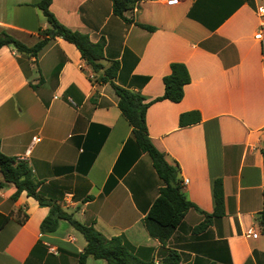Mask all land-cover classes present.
Returning a JSON list of instances; mask_svg holds the SVG:
<instances>
[{
	"label": "crops",
	"instance_id": "0c3cea01",
	"mask_svg": "<svg viewBox=\"0 0 264 264\" xmlns=\"http://www.w3.org/2000/svg\"><path fill=\"white\" fill-rule=\"evenodd\" d=\"M38 1L0 0V31L33 45L47 26ZM262 5L137 0L125 21L113 14L110 0H50L58 22L92 42L103 39L102 63H118L116 84L151 99L161 95L170 62L187 69L178 102L160 99L145 110L148 137L177 163L180 180L187 179L182 191L194 206L164 245L141 223L161 181L129 138L111 86L89 80L71 43L56 37L34 56L0 47V151L29 165L40 195L104 237L122 236L153 264L169 249L178 264H264L255 219L264 200V54L253 36ZM215 178L222 184L223 215L194 231L202 212L213 210ZM13 191L11 183L0 184V264H76L82 236L65 219L41 232L48 207L25 191L13 199ZM85 264L107 263L88 256Z\"/></svg>",
	"mask_w": 264,
	"mask_h": 264
},
{
	"label": "trees",
	"instance_id": "16d2710c",
	"mask_svg": "<svg viewBox=\"0 0 264 264\" xmlns=\"http://www.w3.org/2000/svg\"><path fill=\"white\" fill-rule=\"evenodd\" d=\"M110 1L113 14L125 21H131L130 17H126L125 14L133 10L137 0ZM49 3L50 0H39L35 3L47 24L44 29L38 30L39 40L31 46H26L8 33L0 31V47L11 45L17 52L34 56L48 41L59 37L76 48L83 63L90 71V74L87 73V75L91 82H107L111 86L117 97V107L130 126L129 138L140 152H145L148 155L152 168L161 181L157 195L146 210L141 223L150 237L164 245L187 209L194 206L182 191L177 163L174 160H168L165 154L159 151L148 137L145 125V110L151 102L160 99L178 102L183 95V86L189 82L187 69L181 62H170L169 72L162 77L163 91L161 95L147 99L141 93L122 87L114 82L118 63L114 60L109 61L107 65L102 63L104 60V41L102 38L92 42L85 33L61 24L49 11ZM193 113L195 114L193 120H197V112ZM189 114L191 112L180 114L179 122H182L184 115ZM260 152L264 186V140ZM0 178V184L11 183L14 186V191L10 195L11 198L14 199L21 191H25L39 205L48 207L47 214L39 224L41 232L55 230L58 219H65L82 236L85 243L76 255V264H85L88 256L103 259L107 264H153L149 256L140 257L136 254V248L122 236L104 237L93 227L92 223L85 224L77 220L74 217V211H68L56 201L40 195L38 191L39 182L33 178L31 169L24 160L5 155L0 151ZM211 191L214 201L213 210L210 213L202 212L204 218L193 227L194 231L203 230L209 224L211 218L223 215V190L220 178H215L212 181ZM255 219L261 234L264 236V200L261 210L256 213ZM178 260L177 252L169 249L158 264H178Z\"/></svg>",
	"mask_w": 264,
	"mask_h": 264
},
{
	"label": "built area",
	"instance_id": "2783aa9c",
	"mask_svg": "<svg viewBox=\"0 0 264 264\" xmlns=\"http://www.w3.org/2000/svg\"><path fill=\"white\" fill-rule=\"evenodd\" d=\"M155 1H160L166 5H174L179 2V0H155ZM258 15H259V23H258V28L254 33V37L259 40L260 43V48H261V53L264 54V5L260 6L258 9ZM34 138V137H33ZM187 182V179H182L181 180V185H184ZM247 235H250L251 237H255L257 233L255 231H252L251 229H247L246 231Z\"/></svg>",
	"mask_w": 264,
	"mask_h": 264
}]
</instances>
